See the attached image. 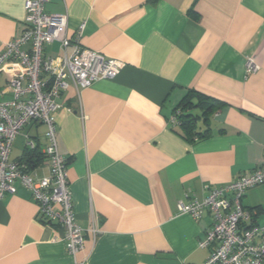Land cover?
I'll list each match as a JSON object with an SVG mask.
<instances>
[{"label":"crops","instance_id":"0c3cea01","mask_svg":"<svg viewBox=\"0 0 264 264\" xmlns=\"http://www.w3.org/2000/svg\"><path fill=\"white\" fill-rule=\"evenodd\" d=\"M24 2L0 0V51L24 30ZM44 9L67 16L69 39L83 24L80 46L124 65L84 88L69 81L56 100L57 147L83 249L69 254L63 230L42 221L30 191L15 181V192L0 198V264H203L210 249L198 244L211 214L194 219L178 205L201 201L262 159L264 0H48ZM63 54L58 41L45 45L46 58ZM247 57L258 66L250 74ZM19 69L18 61L2 65L1 100L12 98L9 79ZM187 95L214 102L196 122L206 135L192 141L169 120ZM45 131L26 124L9 156L36 177L49 171ZM241 204L264 226V184Z\"/></svg>","mask_w":264,"mask_h":264},{"label":"built area","instance_id":"2783aa9c","mask_svg":"<svg viewBox=\"0 0 264 264\" xmlns=\"http://www.w3.org/2000/svg\"><path fill=\"white\" fill-rule=\"evenodd\" d=\"M48 0H25V27L19 37L6 41L0 51V69L5 62L18 61L20 69L9 79L12 89L10 100L0 99V198L15 192V181L26 187L38 207L42 221L56 224L64 232L66 250L73 257L84 247L83 229L77 224L73 201L67 181V159L57 147V128L54 112L57 98L69 87L84 88L102 78L117 76L123 62L81 47L79 36L83 24L72 39L66 34L67 16L49 14L44 6ZM58 41L64 54L46 58L45 45ZM30 44L28 50L22 46ZM72 46L70 54L66 47ZM258 69L253 57H247V74ZM179 123L178 112L170 118ZM45 124L46 146L43 150L49 167L48 175L36 177L24 161L10 160L15 137L29 122ZM29 147H34L28 141ZM264 184V151L260 163L251 171L243 173L219 187L209 188L201 200L180 202V211L200 218L205 211L212 222L206 230L200 247L209 248L203 264H263L264 226L255 221L253 211L241 204L245 192ZM93 234L99 231L91 226ZM76 264H84L77 262Z\"/></svg>","mask_w":264,"mask_h":264},{"label":"trees","instance_id":"16d2710c","mask_svg":"<svg viewBox=\"0 0 264 264\" xmlns=\"http://www.w3.org/2000/svg\"><path fill=\"white\" fill-rule=\"evenodd\" d=\"M213 106L214 102H208L207 96H203L200 100L194 103L187 95L179 102L176 107V112H178V119L183 133L189 141H192L194 136L200 138L206 135L207 132L200 133L196 131V122L199 117L205 116L207 111H209ZM194 108H200L202 110V114L198 115L193 113L192 109ZM31 151L25 150V156L31 154L29 156V158H31L32 155H35V153ZM25 160L28 161L27 158H25Z\"/></svg>","mask_w":264,"mask_h":264}]
</instances>
